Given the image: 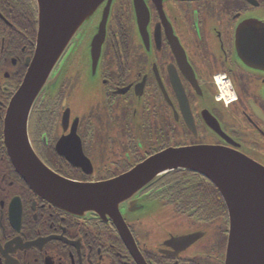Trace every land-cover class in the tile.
<instances>
[{
  "label": "flooded vegetation",
  "instance_id": "af4514ba",
  "mask_svg": "<svg viewBox=\"0 0 264 264\" xmlns=\"http://www.w3.org/2000/svg\"><path fill=\"white\" fill-rule=\"evenodd\" d=\"M141 1L137 9L132 0L115 1L94 76L80 54L60 66L72 45L53 69L56 84L41 92L29 119L37 157L81 184L108 182L166 149L196 146L237 152L264 168V68H248L234 54L242 20L264 25V16H245L264 12V0ZM37 18L36 0H0V264H224L228 209L203 176L160 175L159 184L119 208L124 225L66 213L18 176L5 119L35 52ZM259 42L242 40L251 51L264 50L253 47ZM253 55H262L264 66V52ZM94 78L102 98L78 115L71 108L76 89ZM227 83L232 96L224 94ZM78 148L84 167L64 156L77 162ZM149 200L165 211L163 219L128 218ZM192 233L202 237L178 240Z\"/></svg>",
  "mask_w": 264,
  "mask_h": 264
},
{
  "label": "water",
  "instance_id": "95a60500",
  "mask_svg": "<svg viewBox=\"0 0 264 264\" xmlns=\"http://www.w3.org/2000/svg\"><path fill=\"white\" fill-rule=\"evenodd\" d=\"M115 1L36 0L35 52L5 119V147L15 172L38 197L66 213L74 216L93 213L100 219L108 217L121 224L119 208L130 204L158 176L173 170L195 172L215 186L228 209L229 235L224 264H264V168L240 153L205 146L166 149L114 180L81 184L56 175L33 151L28 120L36 99L44 89L56 84L57 75L51 79V73L78 35L85 36L84 52H71L62 66H68L73 55L80 54L90 66L91 76L95 75ZM132 3L136 9L143 4L141 0H132ZM142 31L144 28L140 27ZM235 34L240 38V42L235 41L236 57L248 68H264L260 66L263 56L253 55L264 50L251 51L248 44L242 43V40L258 39L259 45L253 47H263L264 25L256 19H244ZM251 57L256 59H248ZM67 114L66 110L64 121ZM212 122L217 125L214 119ZM80 153L79 149L77 162H71L74 158L68 152L64 156L74 167H84L87 163ZM200 237L201 233H192L178 240L196 241Z\"/></svg>",
  "mask_w": 264,
  "mask_h": 264
},
{
  "label": "rangeland",
  "instance_id": "374dc122",
  "mask_svg": "<svg viewBox=\"0 0 264 264\" xmlns=\"http://www.w3.org/2000/svg\"><path fill=\"white\" fill-rule=\"evenodd\" d=\"M245 16L246 17L253 16L255 18L262 19L264 16V12L261 10H251L250 13H247ZM84 46H85V36L78 35L76 37V42L73 43V45L71 46L72 48L70 53L71 52L83 53ZM65 59L66 57L63 58V61L61 62L60 66L63 65ZM69 69L72 71L81 69L83 71L84 67L73 65L70 66ZM85 80L87 81V79ZM86 81L83 82L80 88L78 87L76 89V94L74 95V99L71 104L72 110L78 115H81L85 110L87 111L89 108H91L93 103L100 101L102 98V92L100 90V83L98 78L90 79L88 83H86ZM143 204H144V208L141 211L135 214H130L128 218H130V216L137 215V219L141 221L147 220V222H153V221L159 222L161 218L163 219L165 211H163V209L159 206V204L156 201L154 200L143 201Z\"/></svg>",
  "mask_w": 264,
  "mask_h": 264
},
{
  "label": "trees",
  "instance_id": "16d2710c",
  "mask_svg": "<svg viewBox=\"0 0 264 264\" xmlns=\"http://www.w3.org/2000/svg\"><path fill=\"white\" fill-rule=\"evenodd\" d=\"M175 172H178V171H175ZM181 172H184V171H181ZM162 179V177L161 178H159V180L158 179H156L155 181H153L148 187H152L153 185H155V184H159L160 182V180ZM159 182V183H158ZM148 187H147V189H148Z\"/></svg>",
  "mask_w": 264,
  "mask_h": 264
},
{
  "label": "bare ground",
  "instance_id": "6f19581e",
  "mask_svg": "<svg viewBox=\"0 0 264 264\" xmlns=\"http://www.w3.org/2000/svg\"><path fill=\"white\" fill-rule=\"evenodd\" d=\"M226 88H228V85L226 84V85H224ZM222 98H225L224 96L222 97Z\"/></svg>",
  "mask_w": 264,
  "mask_h": 264
}]
</instances>
